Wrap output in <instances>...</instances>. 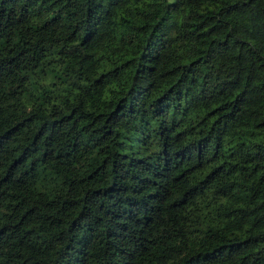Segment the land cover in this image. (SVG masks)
Returning a JSON list of instances; mask_svg holds the SVG:
<instances>
[{"label": "trees", "instance_id": "1", "mask_svg": "<svg viewBox=\"0 0 264 264\" xmlns=\"http://www.w3.org/2000/svg\"><path fill=\"white\" fill-rule=\"evenodd\" d=\"M0 264H264V0H0Z\"/></svg>", "mask_w": 264, "mask_h": 264}]
</instances>
